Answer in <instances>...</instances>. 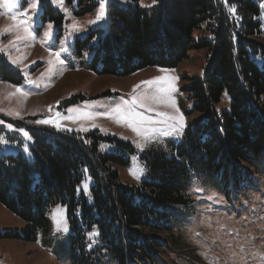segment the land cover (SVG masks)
I'll return each instance as SVG.
<instances>
[{
	"label": "trees",
	"instance_id": "trees-1",
	"mask_svg": "<svg viewBox=\"0 0 264 264\" xmlns=\"http://www.w3.org/2000/svg\"><path fill=\"white\" fill-rule=\"evenodd\" d=\"M40 1L45 18L63 23L50 0ZM77 3L85 6L82 14L97 7L93 0ZM262 4L264 0H108L106 27L94 29L78 44L81 53L97 37L91 70L125 76L152 66L175 68L191 51L207 52L201 76L189 78L196 117L185 131V144L171 158L144 156L149 178L129 186L114 167L127 166L129 159L102 153L99 147L116 140L133 153L130 144L98 131L27 128L32 157L0 154V202L26 223L22 233L11 236L37 240L49 228L48 211L60 204L76 230L73 263L156 264L168 251H182L172 209L190 202L191 178L213 181L227 196L254 186V177L264 169ZM0 81H23L1 54ZM88 176L93 179L90 196L81 187ZM90 230L98 246L88 249Z\"/></svg>",
	"mask_w": 264,
	"mask_h": 264
},
{
	"label": "rangeland",
	"instance_id": "rangeland-1",
	"mask_svg": "<svg viewBox=\"0 0 264 264\" xmlns=\"http://www.w3.org/2000/svg\"><path fill=\"white\" fill-rule=\"evenodd\" d=\"M50 1L63 15V23L45 18L40 0L36 7L32 5L37 0H19V7L11 10L0 6V54L23 78L20 84L0 81V129L4 130L0 154L32 157L33 138L27 128L83 134L98 131L133 148L130 153L116 140L102 141L99 147L102 153L117 152L128 158L127 166L114 167L122 183L138 186L149 178L144 156L171 158L184 146L185 131L196 117L194 100L187 91L189 78L201 76L207 52L193 50L175 68L152 66L125 76L99 74L89 67L96 55L97 37L87 47L84 44L81 53L78 44L94 29L106 27L108 0H103L105 16L100 20L96 16L101 0H93L96 9L84 14L85 6L77 0ZM262 9L264 32V4ZM146 81L153 83H142ZM117 107L120 111H114ZM261 174L247 191L240 195L233 191L229 196L213 181L191 178L190 202L172 209L174 236L183 245L182 251H168L156 264H264V169ZM92 183L88 176L81 185L87 196ZM47 215L49 228L37 240L14 238L11 233H22L26 223L0 202V264H75L71 243L77 235L67 208L55 205ZM86 238L88 249L98 246L91 230ZM101 264L115 263L105 259Z\"/></svg>",
	"mask_w": 264,
	"mask_h": 264
},
{
	"label": "snow or ice",
	"instance_id": "snow-or-ice-1",
	"mask_svg": "<svg viewBox=\"0 0 264 264\" xmlns=\"http://www.w3.org/2000/svg\"><path fill=\"white\" fill-rule=\"evenodd\" d=\"M53 2H61L62 3V0H53ZM153 2H155V0H153ZM3 5H7L9 10H11L12 8H18L19 7V0H0V6H3ZM36 6H38V0H37V3H34L32 5V7H36ZM232 11H235V8H233ZM21 15H26V11L24 13H21ZM104 16H105V8H104L103 0H101V7H100L99 12H98V14L96 16V20H100ZM11 19L16 21L17 20L16 15L11 16ZM89 22L90 23H94L95 21H89ZM10 28H11V26L9 28L4 29V30L8 31V30H10ZM56 56L59 57V53H56ZM13 63H18V61L13 60ZM155 79L156 80H160V79H163V78L162 77H157ZM142 83L152 84L153 81H146V82H142ZM136 87H139V85H137ZM16 91L20 92L21 90L20 89H16ZM135 102H136V98L133 97V103H135ZM125 103H128V102H125ZM0 111H3V109H0ZM114 111H120V108L117 107V109H115ZM8 114L19 116L18 112H15V113L9 112ZM180 121H181V124H182L183 123L182 117L180 118ZM0 123H2V122H0ZM39 123H49V121H39ZM8 127H11V125H8ZM24 134L27 136V133H24Z\"/></svg>",
	"mask_w": 264,
	"mask_h": 264
}]
</instances>
